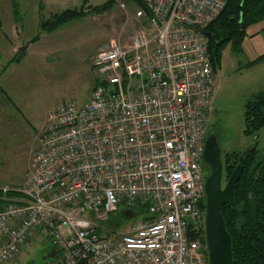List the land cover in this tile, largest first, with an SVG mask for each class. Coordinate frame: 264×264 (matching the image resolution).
<instances>
[{
  "label": "built area",
  "instance_id": "built-area-1",
  "mask_svg": "<svg viewBox=\"0 0 264 264\" xmlns=\"http://www.w3.org/2000/svg\"><path fill=\"white\" fill-rule=\"evenodd\" d=\"M143 3L142 28L92 55L90 99L48 115L24 184L1 189L19 198L0 207V264L37 238L53 247L45 264H210L203 155L215 75L204 30L227 0ZM123 211L136 216L108 228Z\"/></svg>",
  "mask_w": 264,
  "mask_h": 264
},
{
  "label": "rangeland",
  "instance_id": "rangeland-1",
  "mask_svg": "<svg viewBox=\"0 0 264 264\" xmlns=\"http://www.w3.org/2000/svg\"><path fill=\"white\" fill-rule=\"evenodd\" d=\"M107 1L87 0L81 8L88 12ZM74 6L67 5L66 9H75ZM143 10L133 0H115L107 11L89 13L51 32L40 28L41 21L50 20L49 10H42L43 19L40 10L22 13L26 38L31 40L40 35V39L20 55L14 77L4 80L7 93L0 91V189L22 187L40 149L48 115L68 101L81 105L90 99L99 78L91 65L92 55L112 42L126 44L129 36L146 22ZM253 26L248 28V35ZM252 42L255 44L257 40ZM243 44L241 53L234 52L229 44L223 51L220 68L213 69L215 85L209 134L218 139L223 189L229 180L224 170L226 154L241 153L254 145L264 153V129L256 136L244 134L245 106L264 90V61L253 64L257 57L248 59ZM52 248L48 241L37 238L8 264H45L50 260Z\"/></svg>",
  "mask_w": 264,
  "mask_h": 264
},
{
  "label": "trees",
  "instance_id": "trees-1",
  "mask_svg": "<svg viewBox=\"0 0 264 264\" xmlns=\"http://www.w3.org/2000/svg\"><path fill=\"white\" fill-rule=\"evenodd\" d=\"M133 1L138 7L146 10L143 0ZM114 3L115 0H108L88 12L84 8L65 10L42 22L40 28L44 32L54 31L69 21L81 19L89 13L101 14ZM262 21H264V0H227L225 9L204 30L214 71L221 66L224 49L230 44L234 52L241 53L243 41L248 36V28ZM39 39L40 35L32 42ZM262 61L264 55L253 64ZM244 121L245 136H256L264 129V90L254 95L246 104ZM238 165H241L243 172L236 185L234 204L227 202L221 209L227 231L232 238V264H264V153L254 145L241 153L226 154L224 170L228 179ZM16 196L19 195L14 192L5 194L0 189V207H4L8 199ZM134 215L136 216V213L119 212L112 216L107 226L111 229H119ZM51 254L53 252H50L48 257Z\"/></svg>",
  "mask_w": 264,
  "mask_h": 264
},
{
  "label": "crops",
  "instance_id": "crops-1",
  "mask_svg": "<svg viewBox=\"0 0 264 264\" xmlns=\"http://www.w3.org/2000/svg\"><path fill=\"white\" fill-rule=\"evenodd\" d=\"M90 1V0H88ZM87 0H0V91L5 90L3 82L6 77H14L16 65L20 61V55L30 49L31 44L34 42L32 38H26V27L22 20V13H28L33 11L35 13L40 10V19H43L44 15H41L42 10H49L51 17L60 13V11L70 10L66 9L67 5L74 6L78 9L85 4ZM74 4V5H73ZM73 5V6H72ZM65 6V7H64ZM100 6V5H99ZM64 7L63 10H61ZM73 10V9H72ZM53 14V15H52ZM35 17H37L35 15ZM42 22V21H41ZM40 22V25H41ZM26 24V23H25ZM23 25V26H22ZM255 28V29H254ZM25 37V38H23ZM28 37V36H27ZM23 40H25L23 42ZM257 40L254 44L252 41ZM27 42H31L26 50L20 51ZM249 44V45H248ZM244 55L248 59H257L264 55V21L258 23L248 37L244 41ZM261 62L257 63L260 64ZM3 90V91H2ZM6 91V90H5ZM7 93V91H6ZM10 97V96H9ZM12 100V98L10 97Z\"/></svg>",
  "mask_w": 264,
  "mask_h": 264
},
{
  "label": "water",
  "instance_id": "water-1",
  "mask_svg": "<svg viewBox=\"0 0 264 264\" xmlns=\"http://www.w3.org/2000/svg\"><path fill=\"white\" fill-rule=\"evenodd\" d=\"M31 42L26 43L20 51L28 48ZM204 162L210 165L212 174L206 177V218L205 233L210 264H232V238L227 231L221 212L224 204H234L236 185L242 175L243 169L238 165L229 178L225 188H222L223 166L218 139L210 135L206 140Z\"/></svg>",
  "mask_w": 264,
  "mask_h": 264
},
{
  "label": "flooded vegetation",
  "instance_id": "flooded-vegetation-1",
  "mask_svg": "<svg viewBox=\"0 0 264 264\" xmlns=\"http://www.w3.org/2000/svg\"><path fill=\"white\" fill-rule=\"evenodd\" d=\"M208 169H209V166L208 164L205 163L204 170H205L206 177L208 176Z\"/></svg>",
  "mask_w": 264,
  "mask_h": 264
},
{
  "label": "bare ground",
  "instance_id": "bare-ground-1",
  "mask_svg": "<svg viewBox=\"0 0 264 264\" xmlns=\"http://www.w3.org/2000/svg\"><path fill=\"white\" fill-rule=\"evenodd\" d=\"M210 136V135H209ZM205 212H207L206 210H205Z\"/></svg>",
  "mask_w": 264,
  "mask_h": 264
}]
</instances>
